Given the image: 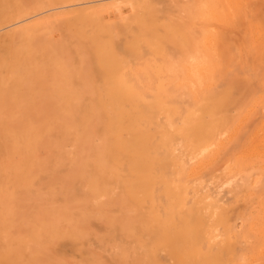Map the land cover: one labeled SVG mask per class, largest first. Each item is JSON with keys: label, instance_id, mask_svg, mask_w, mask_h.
<instances>
[{"label": "bare ground", "instance_id": "6f19581e", "mask_svg": "<svg viewBox=\"0 0 264 264\" xmlns=\"http://www.w3.org/2000/svg\"><path fill=\"white\" fill-rule=\"evenodd\" d=\"M184 1L0 0V264H239L247 256L237 254L244 231L232 201L255 182L240 165L264 160V93L246 106L236 83L215 86L210 28L241 0ZM252 34L264 36L256 25ZM240 107L252 117L242 132L250 130V145L241 142L249 158L232 149L234 162L224 139L234 144L246 127ZM224 186L235 194L231 211L219 198ZM257 194L261 213L249 206L254 220L239 218L249 234L264 225L253 224L264 221ZM247 232L244 247L256 238Z\"/></svg>", "mask_w": 264, "mask_h": 264}, {"label": "rangeland", "instance_id": "374dc122", "mask_svg": "<svg viewBox=\"0 0 264 264\" xmlns=\"http://www.w3.org/2000/svg\"><path fill=\"white\" fill-rule=\"evenodd\" d=\"M185 2H187V0H185L183 3H185ZM164 5H166V7L165 6L164 7H165V10L167 11V13L165 11V14H169V15L174 14L173 10H175L174 9L175 7H172V6L167 5V4H164ZM161 6H163V3H160L158 7L164 8V7H161ZM158 7H156V9ZM160 8H158V9H160ZM126 9L125 8L121 9L120 14L122 16H123V13L126 14V12L128 10V9L127 10ZM161 11L164 12V10H161ZM125 14H124V16H125ZM126 15H128V12H127ZM40 16H42V14ZM115 16H117L116 13H110L109 15H106V17H108V19H110V20L116 18ZM254 25L257 26L258 30L260 29V31H262V33H264V0H241V9L239 11L230 10L228 12V15L226 16V20L225 21L219 22V23H215L210 28L211 31L216 33L217 38H218V40H217V42H216V44H215V46H214V48L212 50L213 59L216 62V64H218L217 71H216L217 72V78L215 79V86L218 87V88H221L226 82H228V81L230 82V80L234 83V85L236 83V85H235L236 86V89H235L236 92H234L235 93L234 96L236 98L240 97L238 99V101L239 102L243 101L245 103V104L242 103L243 105H246L247 102H249L248 104H250V101H251L250 98L253 97L254 95L256 96L257 94L264 93V79L261 78L262 74H264V36L260 37L257 41H255L256 43L253 41L252 32H253V26ZM60 28L62 30V27H60ZM58 34H59V31L57 33L56 30H55L54 31V35L57 36ZM250 45L255 46V49L253 48V46H251V50H248L250 48L249 47ZM172 54H175V53H172ZM173 57L174 56H172V58ZM187 97L185 95H182V97H181L182 101L185 100ZM187 100H189V99L187 98ZM187 102L188 101H186V103ZM243 105H242V107H243ZM242 107H240V111H239L238 115L243 111ZM245 109H247V108L245 107ZM242 113H241V116L239 115L240 117H242V115H243ZM246 113H245L246 115L244 114V117L248 115V111ZM238 115L235 118L236 120L240 118V117H238ZM250 115L247 116L248 119H247V117L245 118V119H247V122H246V120H244L246 122V124H245L246 127L242 126V128L245 127L244 129H240L241 128L240 127L239 128V132H237L238 136L239 135H241V136H239V138H237L238 140L235 139L236 142L235 141L234 142L236 144L235 143L233 144V141L231 142L229 140L230 141L229 142L228 140H225L224 139L225 137L223 138L225 143L229 144V146H230L229 147L230 149H229L228 153H231V150L234 149V152H235V150L239 151V152L236 151L239 154V156L242 153H243V155L247 156V154H248L247 153L248 152L247 148L249 147L248 145H250V139H246V138L249 135L248 133L250 132V130H249L250 128L248 127L249 126L248 124H250V122H251L250 118H252ZM259 115L260 116L264 115V107H262L261 112L259 111ZM244 117H242V118H244ZM241 121L243 122V119ZM241 121H240V124L243 125L244 123H241ZM246 128H249L248 129L249 131L247 130L246 131L247 133H242V132H244L243 130H245ZM258 136L261 137V138H264V130L261 129L258 132ZM248 138H249V136H248ZM243 139L244 140L245 139L249 140V144L247 143L248 141L245 142ZM227 141H228V143H227ZM241 142H242V144L244 143L248 147L244 146V145L242 146ZM230 144L235 145V147L231 146ZM236 145L239 146V149H235ZM243 147H246V148L244 149ZM240 148H243V149H240ZM240 150H246V151L242 152ZM232 152H233V150H232ZM240 152H242V153H240ZM245 152H246V154H245ZM233 153L227 154L226 157L227 156L231 157V155H232V157L237 156V153H234V156H233ZM232 157L230 158L231 160H233ZM240 157H242V156H240ZM239 158H238V160H240ZM247 158H249V157L247 156L246 159ZM230 159L229 158L225 159V161L228 162L227 160H230ZM234 162H233V164H234ZM252 162L253 163H251V164H253V165L251 166V164L249 165V163H247L248 166L251 169H257V170H252L253 172L251 173V175H250V171L247 173V171L249 169L246 167L247 164H245L246 163L245 161H244V164L242 163V165H240V169L243 170L241 172H243L242 173L243 176L245 175L244 178H246V176H248V180H249V178L252 177L251 181L255 180V182H256V183L255 182L253 183V181L250 182V183H249V181L247 182V184L248 183L249 184H248V186L246 185L247 188H248L245 191L246 194L240 192L241 194H245V195H242V197L243 196H245V197L242 198L241 194L238 193L240 195L238 197H240L242 200L243 199H245V200L244 201H242L241 199L240 200H236L238 198H235V200L232 201V203H234V204L236 202L235 206L233 207L234 211H231L230 208L232 206L229 207V205H233V204H229L228 205V203H230V200L233 198V196L235 194L232 193L233 195H231V194L229 195L230 192L226 191L227 186L226 187L224 186L225 189L224 188L223 189L225 191L223 190L221 192V194L219 195V198L222 200V203H224V204L226 203V205H228L229 208L226 205L225 206L231 211V214H233V215L239 214L238 215L239 218L240 217L241 218H247V216L253 217V220H254V216H256L254 214H257V213L260 214L261 213L262 205L258 203L259 201L258 202H256V201L258 200L257 199V195H258L257 193L260 194V193L264 192V160H262V162L261 161L257 162V160L254 159V160H252ZM256 162H257V164H255ZM258 163H260V164H258ZM230 164H232V161L230 162ZM255 165H257L258 167H256ZM253 166H254V168H252ZM252 174H253V176H252ZM243 176H241V177L237 176V177H239V179L237 178V181L241 180L242 184L244 182V181H242V177ZM235 181H236V179H235ZM235 181H234V183L232 181L233 186L236 183ZM241 182H239V183H241ZM239 183L237 182L236 185H238ZM252 183H253V185H252ZM242 184H240V185H242ZM250 184H251V187L249 188ZM229 185H231V184H229ZM244 185H245V183H244ZM231 186L229 188H232ZM237 187H239V186H237ZM237 187H235V188L238 190ZM229 188H227V190ZM212 189L214 190L215 187L212 188ZM259 189L262 192H258ZM260 195H264V194H260ZM260 197H259V200L261 201ZM262 198H264V196H262ZM260 203H262V202H260ZM249 206L253 207V209L255 207V209L257 211L255 209L254 210L257 213H255L253 209H251V211H250L251 207H249ZM252 211H253V213H252ZM233 215H232V217L235 218V220H236L237 216L236 215L233 216ZM257 217H259V215ZM239 218L237 219V222H236V224H239V227H237L238 228L237 231L239 232V231L242 230L244 232H247L246 229L248 230L249 224H247V221L244 222V223L243 222L241 223V219H239ZM257 221H253L254 222L253 223L254 224V228H256L258 225L260 226V224L262 222H264L262 220H259V222H257ZM255 222H257V223H255ZM261 226L264 227V225H262V224H261ZM262 227L256 228L257 230H259L258 232H255L257 230L254 231V229H252L250 231V234L247 232L249 234L248 236H250V237L252 236V234L256 235V238H255L254 235H253L254 237L253 236L251 237V238L256 239V242L254 241V239L252 240L248 236H247V238H245V239L249 238V240H251V241H247L248 245L250 244L249 242H252V243L254 242V244H256L258 242L257 240H259L261 237H264V236H260L261 234H264V229H261ZM244 232L243 233L242 232L239 233V235H241V239H240L239 248L237 250V254L240 257L244 256V254L246 255V253H248V254H247V256H244L245 259L242 257L243 259L241 258V260H239L238 263L239 264H264V246H261L260 251H258V253H255V252L251 253L253 247H255V246L252 245V243L249 246H247V247H244V245H246V243L244 244L243 241H242L243 243L241 244L242 234L245 236ZM258 236H260V238ZM245 239H243V240H245ZM262 243H264V241H262L260 239L258 244H262ZM252 256H253V258H252Z\"/></svg>", "mask_w": 264, "mask_h": 264}]
</instances>
